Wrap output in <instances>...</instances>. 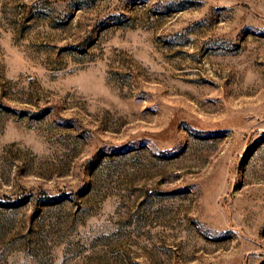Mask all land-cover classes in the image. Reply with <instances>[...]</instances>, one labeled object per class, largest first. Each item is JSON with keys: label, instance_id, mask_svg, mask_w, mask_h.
<instances>
[{"label": "rangeland", "instance_id": "obj_1", "mask_svg": "<svg viewBox=\"0 0 264 264\" xmlns=\"http://www.w3.org/2000/svg\"><path fill=\"white\" fill-rule=\"evenodd\" d=\"M0 264H264V0H0Z\"/></svg>", "mask_w": 264, "mask_h": 264}]
</instances>
